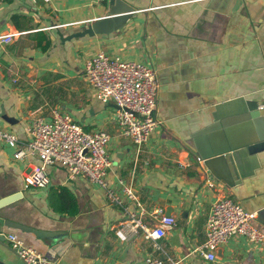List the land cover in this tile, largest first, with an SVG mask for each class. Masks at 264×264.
<instances>
[{
    "label": "crops",
    "instance_id": "crops-1",
    "mask_svg": "<svg viewBox=\"0 0 264 264\" xmlns=\"http://www.w3.org/2000/svg\"><path fill=\"white\" fill-rule=\"evenodd\" d=\"M113 3H1L0 35L22 34L0 42V128L26 141L33 118L49 119L59 108L87 130H106L111 134L109 185L119 193L130 186L148 212L141 217L149 225L157 223L150 214L157 207L176 223L165 227L159 249L142 230L122 241L116 228L126 215L108 202L103 187L56 164L47 167V188H27L24 175L38 158L17 160L14 148L0 141V200L13 197L0 208V217L27 228L4 227L3 232L16 233L53 264H142L147 255L167 264L169 258L213 264L201 256L200 246L219 198L231 197L257 212L255 224L264 231V157L253 174L234 173L231 185L204 165L219 131L216 105L244 96L264 107V0H149L147 9L114 33L62 39L106 16ZM101 50L157 71L160 125L141 145L122 135L118 107L100 100L85 78L86 61ZM227 161L235 163V156ZM125 202L137 210L136 201ZM219 248V264H264V248L245 237L234 236ZM18 257L0 244L1 259L20 264Z\"/></svg>",
    "mask_w": 264,
    "mask_h": 264
},
{
    "label": "built area",
    "instance_id": "built-area-1",
    "mask_svg": "<svg viewBox=\"0 0 264 264\" xmlns=\"http://www.w3.org/2000/svg\"><path fill=\"white\" fill-rule=\"evenodd\" d=\"M3 1L0 0V5ZM21 34V31L1 34L0 42L10 43ZM84 75L100 100L114 102L118 106L116 116L122 135L138 145L147 142L160 125L156 69L146 62L125 60L101 50L86 61ZM26 134L28 139L21 141L16 133L0 128V141L14 148L15 159L36 156L39 160L24 175L27 188H47L51 182L47 167L56 164L66 167L72 177L83 175L103 187L108 202L122 208L126 219L116 228L118 238L125 241L142 230L152 239L155 248H161L158 241L165 236V227L174 225L176 218L168 215L164 207H157L150 212L157 223L155 226L149 225L141 217L148 212L137 200L134 190L123 185L119 193L109 185L107 176L112 166L107 149L111 140L109 132L87 130L70 113L54 108L49 119L41 116L33 118L26 127ZM209 185L214 186V182L209 181ZM125 198L136 201L137 210L131 209ZM256 218L257 212L246 210L235 199L228 196L219 198L213 203L207 219L206 239L200 246L201 256L206 261L219 264L218 248L234 236L245 237L264 248V231L255 224ZM6 237L28 264H53L46 255L27 246L16 233H9ZM169 261L170 264H180L179 260L173 258H169ZM142 264L167 263L160 257L147 255Z\"/></svg>",
    "mask_w": 264,
    "mask_h": 264
},
{
    "label": "water",
    "instance_id": "water-1",
    "mask_svg": "<svg viewBox=\"0 0 264 264\" xmlns=\"http://www.w3.org/2000/svg\"><path fill=\"white\" fill-rule=\"evenodd\" d=\"M148 1L114 0L106 16L95 20L66 38L62 35V39L71 40L74 37L86 35L114 33L123 28L136 12L147 9ZM114 105L118 107L116 104ZM215 109L213 115L215 121L219 123V131L214 140L210 142L211 149L205 154L204 165L213 176L231 185L233 183L231 177L234 173H240L245 178L261 167V155L264 157V107H260L257 100L239 96L221 102L216 105ZM231 155L235 156L236 160L233 164L227 161ZM12 199V196L1 199L0 208L11 202ZM4 227L22 230L27 228L12 220L0 217V244L11 252L17 253L7 240L3 232ZM30 231L35 232L33 229ZM218 250L220 251L221 248ZM18 258L20 264H28L20 256ZM0 264L11 263L0 258Z\"/></svg>",
    "mask_w": 264,
    "mask_h": 264
},
{
    "label": "rangeland",
    "instance_id": "rangeland-1",
    "mask_svg": "<svg viewBox=\"0 0 264 264\" xmlns=\"http://www.w3.org/2000/svg\"><path fill=\"white\" fill-rule=\"evenodd\" d=\"M107 149H108V147H107ZM22 264V263H21Z\"/></svg>",
    "mask_w": 264,
    "mask_h": 264
},
{
    "label": "trees",
    "instance_id": "trees-1",
    "mask_svg": "<svg viewBox=\"0 0 264 264\" xmlns=\"http://www.w3.org/2000/svg\"><path fill=\"white\" fill-rule=\"evenodd\" d=\"M75 211H73V213H74Z\"/></svg>",
    "mask_w": 264,
    "mask_h": 264
}]
</instances>
